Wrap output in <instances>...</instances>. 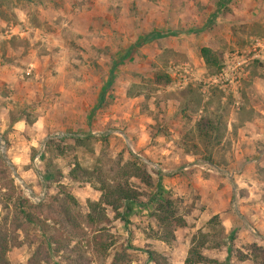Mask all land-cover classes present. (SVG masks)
<instances>
[{"label":"rangeland","instance_id":"1","mask_svg":"<svg viewBox=\"0 0 264 264\" xmlns=\"http://www.w3.org/2000/svg\"><path fill=\"white\" fill-rule=\"evenodd\" d=\"M3 64L7 264H264V0H0Z\"/></svg>","mask_w":264,"mask_h":264},{"label":"trees","instance_id":"2","mask_svg":"<svg viewBox=\"0 0 264 264\" xmlns=\"http://www.w3.org/2000/svg\"><path fill=\"white\" fill-rule=\"evenodd\" d=\"M152 38V37H150ZM199 56L202 59L204 65L206 68L208 69H214L215 72L219 69L218 68V62L216 57L214 56V53L208 49V48H200L199 49ZM164 84H167L169 82V79L167 77H164L163 79ZM99 100L102 101L103 100V96L99 97ZM75 141H80L79 138H75ZM50 142L45 143L44 145V150H46V152H48L51 147H50ZM133 161L137 162V160L135 158H133ZM204 162H208L209 161H204ZM1 163V162H0ZM138 164L139 167H135V165H133V169H134V173L133 176L135 178H141L142 180H144V182L149 185V181L148 179L144 178L145 176V171L147 168L145 167V165H143V163H136ZM144 169V170H143ZM41 176H43L44 179H46V176H44V172L40 173ZM150 176V175H149ZM156 182V181H155ZM159 183L156 182L154 184V189L152 192V200L155 201L157 208L161 209L162 205L160 204V197L158 195V191H159ZM99 192H102V197H104L106 199V201H104V204H106L107 206H111L112 210H115L116 207H114L115 204L120 203V202H127V201H131L133 198L128 195L127 192L123 191L122 189L119 188H115V189H105L104 187H100L99 189H97ZM157 196V197H156ZM113 198L112 202H108V198ZM20 198V197H19ZM156 198V199H155ZM151 200V201H152ZM114 202V203H113ZM18 203V202H17ZM164 205V203H162ZM166 205H169V202L166 201L165 202ZM17 210L19 215L21 216V220L29 225V226H33L34 228H37V230L39 231V233L44 236V230H45V221L47 219H39L37 216L34 215V213L31 211L33 209H36V205H33L31 203H28V201L26 199H20V203L17 204ZM18 219H16V229L20 228L21 225H19L18 223ZM46 242H48V239L46 238L45 240ZM51 244V243H48ZM55 244V242H54ZM5 242L3 241L2 238H0V264H7L6 260H5ZM204 262V258L197 252L196 249L194 248H190L187 252V257L184 260V264H199V263H203Z\"/></svg>","mask_w":264,"mask_h":264},{"label":"crops","instance_id":"3","mask_svg":"<svg viewBox=\"0 0 264 264\" xmlns=\"http://www.w3.org/2000/svg\"><path fill=\"white\" fill-rule=\"evenodd\" d=\"M19 59V58H18ZM23 60V59H20ZM6 64H3L0 66V72H4V73H13L15 71H17L18 65L14 64V65H9L8 67L5 66ZM163 151V152H162ZM162 151L160 154H169V150L167 148H162ZM145 154V152H143ZM262 219H264V215L261 217ZM260 239H264V235H260L259 236Z\"/></svg>","mask_w":264,"mask_h":264},{"label":"water","instance_id":"4","mask_svg":"<svg viewBox=\"0 0 264 264\" xmlns=\"http://www.w3.org/2000/svg\"><path fill=\"white\" fill-rule=\"evenodd\" d=\"M122 138L124 141H126V138L122 135ZM130 151V150H129ZM3 161L8 165V167L10 168L11 172H12V177L14 179H16L17 181L20 182V179L18 177V175L13 171L12 167L9 165V163L7 162V160L5 159V157H2ZM22 187H25L22 183H20Z\"/></svg>","mask_w":264,"mask_h":264},{"label":"built area","instance_id":"5","mask_svg":"<svg viewBox=\"0 0 264 264\" xmlns=\"http://www.w3.org/2000/svg\"><path fill=\"white\" fill-rule=\"evenodd\" d=\"M198 164H200V165H205V166H206V164L200 163L199 161H198L194 166H195V167H196V166L198 167Z\"/></svg>","mask_w":264,"mask_h":264}]
</instances>
